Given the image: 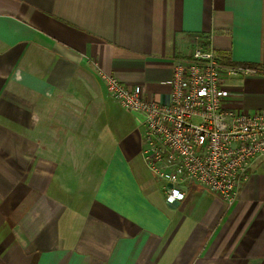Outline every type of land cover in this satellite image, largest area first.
Masks as SVG:
<instances>
[{"label":"crops","instance_id":"1","mask_svg":"<svg viewBox=\"0 0 264 264\" xmlns=\"http://www.w3.org/2000/svg\"><path fill=\"white\" fill-rule=\"evenodd\" d=\"M197 34L255 69L227 78L226 106L264 108V0H0V264H264V161L233 203L198 183L168 202L142 136L124 134L85 187L66 166L79 157L52 156L39 133L44 106L85 71L168 102Z\"/></svg>","mask_w":264,"mask_h":264},{"label":"built area","instance_id":"2","mask_svg":"<svg viewBox=\"0 0 264 264\" xmlns=\"http://www.w3.org/2000/svg\"><path fill=\"white\" fill-rule=\"evenodd\" d=\"M254 71L223 62L197 34L188 58L175 63L166 103L147 98L139 85L102 73L108 93L144 117L139 124L144 160L161 180L168 202L183 200L189 186L198 183L233 203L253 162L264 161V108L247 112L226 106L227 78Z\"/></svg>","mask_w":264,"mask_h":264},{"label":"rangeland","instance_id":"3","mask_svg":"<svg viewBox=\"0 0 264 264\" xmlns=\"http://www.w3.org/2000/svg\"><path fill=\"white\" fill-rule=\"evenodd\" d=\"M83 75V83L62 90L44 106L39 133L48 147L55 142L56 154L52 156L79 157L80 163L66 166L76 167L84 180L81 183L87 187L99 168H104L102 163L97 164L99 158L111 156L124 134L130 132L129 139L141 137L144 126L136 123L134 115L108 93L93 72ZM61 140L67 142L63 149L59 148Z\"/></svg>","mask_w":264,"mask_h":264},{"label":"trees","instance_id":"4","mask_svg":"<svg viewBox=\"0 0 264 264\" xmlns=\"http://www.w3.org/2000/svg\"><path fill=\"white\" fill-rule=\"evenodd\" d=\"M200 38L202 39V43H203V45L205 46V47H207V48H210V39L208 38V36H206V35H201L200 34ZM254 66V68H256V70L258 71V72H264V66L262 67L261 66V68H259V65L257 64V65H253ZM247 67V66H246Z\"/></svg>","mask_w":264,"mask_h":264},{"label":"water","instance_id":"5","mask_svg":"<svg viewBox=\"0 0 264 264\" xmlns=\"http://www.w3.org/2000/svg\"><path fill=\"white\" fill-rule=\"evenodd\" d=\"M131 113L134 115L137 124H140L141 121H144V117L140 113L134 111Z\"/></svg>","mask_w":264,"mask_h":264}]
</instances>
